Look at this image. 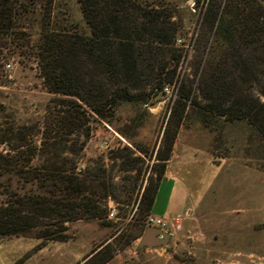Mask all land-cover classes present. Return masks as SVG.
Wrapping results in <instances>:
<instances>
[{"label":"trees","instance_id":"16d2710c","mask_svg":"<svg viewBox=\"0 0 264 264\" xmlns=\"http://www.w3.org/2000/svg\"><path fill=\"white\" fill-rule=\"evenodd\" d=\"M53 1L0 0V71L9 55L34 57L46 90L66 98L54 100V108L64 109L53 111L38 144L37 125L0 129V144L8 145L0 152V236L66 241L71 222L108 216L109 199L130 203L136 177L115 181L101 161L76 170L89 136L87 115L104 119L121 102L147 103L153 90L173 80L182 57L175 45L182 27L170 8L138 0H77L85 32L76 24L53 26ZM211 35L217 46L210 56ZM196 57L198 93L188 83L178 87L155 175L147 180L129 233L121 234L122 247L148 227L177 132L190 117L245 122L264 141V6L256 0H208ZM72 123L83 138L78 143L68 137L74 129L62 131ZM134 153L124 147L113 158L127 172L141 160ZM110 258L107 253L93 260L104 264Z\"/></svg>","mask_w":264,"mask_h":264},{"label":"rangeland","instance_id":"374dc122","mask_svg":"<svg viewBox=\"0 0 264 264\" xmlns=\"http://www.w3.org/2000/svg\"><path fill=\"white\" fill-rule=\"evenodd\" d=\"M138 1L170 8L182 27L177 33L182 46L175 44L182 50L175 77L163 89L153 90L147 103L121 102L104 119L87 115L89 136L77 158L76 169L80 171L101 161L112 169L115 181L127 175L136 177L130 203L111 199L118 205L115 218L71 222L66 241L0 236L3 238L0 264H96L97 259L93 258L107 253L111 258L104 264H264V141L245 122L230 123L220 117L210 121L192 116L177 132L164 173V178L172 177L163 184L155 205L176 215L168 218L159 212L150 214L169 221L167 244L140 248L141 236L124 247L119 243L123 241L121 234L130 231L127 225L137 210L147 180L155 175L156 155L178 87L188 83L194 94L198 93L196 55L208 3V0ZM256 1L264 6V0ZM51 23L58 28L76 24L88 32L77 0H54ZM216 46V36L211 35L210 56L215 54ZM3 63L0 129L37 125L39 132H35L33 139L38 144L53 111L64 109L54 108V100L66 98L46 90L34 57L13 54L5 57ZM198 101L203 103L200 98ZM69 129H74V134L68 136L74 143L83 139L75 123L62 131ZM104 140L109 141V148L101 150L98 145ZM124 147L134 149V155L140 157L137 169L121 170V160L113 158ZM7 150V144H0V152L5 154Z\"/></svg>","mask_w":264,"mask_h":264},{"label":"built area","instance_id":"2783aa9c","mask_svg":"<svg viewBox=\"0 0 264 264\" xmlns=\"http://www.w3.org/2000/svg\"><path fill=\"white\" fill-rule=\"evenodd\" d=\"M175 44L177 46H182V39L180 38H177L176 39V42ZM7 68H10V64H6L5 65ZM109 141L107 140H104V141H101L98 145L99 149L101 150H105V149H108L109 148ZM107 206H108V211H109V214H108V217L109 218H115L116 217V211H117V205L114 201H112L111 199H109L107 201ZM146 225L149 227H155L159 230H162L164 232H166L170 226V223L169 221H167V219L163 218V217H160V216H152L150 215L148 218H147V221H146Z\"/></svg>","mask_w":264,"mask_h":264},{"label":"water","instance_id":"95a60500","mask_svg":"<svg viewBox=\"0 0 264 264\" xmlns=\"http://www.w3.org/2000/svg\"><path fill=\"white\" fill-rule=\"evenodd\" d=\"M3 238L0 237V242ZM169 240V234L159 230L155 227H147L143 233V235L139 239L138 246L140 248L147 247V248H155L160 247L162 245L167 244Z\"/></svg>","mask_w":264,"mask_h":264},{"label":"crops","instance_id":"0c3cea01","mask_svg":"<svg viewBox=\"0 0 264 264\" xmlns=\"http://www.w3.org/2000/svg\"><path fill=\"white\" fill-rule=\"evenodd\" d=\"M172 176H167L166 178H164L160 184H159V187H158V190H157V193H156V196H155V201H154V204H153V207L151 209V214H154V213H160V214H167L170 218V217H173L174 215H176L173 211L169 210L168 208L164 207L163 209H158L156 208V203H157V200L161 194V190H162V187H163V184L166 183L169 179H171Z\"/></svg>","mask_w":264,"mask_h":264}]
</instances>
